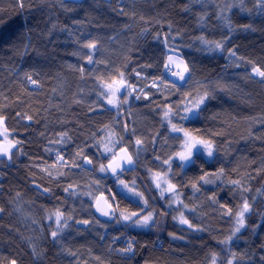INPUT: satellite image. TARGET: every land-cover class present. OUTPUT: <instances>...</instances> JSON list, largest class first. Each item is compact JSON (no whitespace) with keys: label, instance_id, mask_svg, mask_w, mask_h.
I'll use <instances>...</instances> for the list:
<instances>
[{"label":"trees","instance_id":"obj_1","mask_svg":"<svg viewBox=\"0 0 264 264\" xmlns=\"http://www.w3.org/2000/svg\"><path fill=\"white\" fill-rule=\"evenodd\" d=\"M170 53L187 64L184 85L169 79ZM254 67L264 70V0H0V117L19 141L11 162L0 159V264H264V77ZM121 73L147 96H123L115 110L102 93ZM173 125L209 141L213 157L183 164ZM108 129L135 161L118 176L127 190L99 172ZM151 173L175 185L191 228L174 221ZM89 192L105 194L114 217L99 218ZM57 211L68 221L53 238ZM149 211L150 229L121 224Z\"/></svg>","mask_w":264,"mask_h":264},{"label":"rangeland","instance_id":"obj_2","mask_svg":"<svg viewBox=\"0 0 264 264\" xmlns=\"http://www.w3.org/2000/svg\"><path fill=\"white\" fill-rule=\"evenodd\" d=\"M169 56L172 57V62H170L167 59L168 69H166V71L168 73L169 79L172 82L176 83V84L184 85L185 82H187V78H188V72L184 71V66L187 65L185 60L182 57H180L178 54H176V53H170ZM173 71H175L177 73H183L184 79L180 80L178 75H173L172 74ZM253 74L256 75V76H259L255 72H253ZM120 80L121 79H118V80L114 81L113 83H110V84H112L113 89L118 88V85L120 84L119 83ZM127 85H130V84L126 83V85H125L126 88H125L124 97H126V98H125L124 102L126 104L134 96H135V98H137V97L140 98V97H146L147 96V95H144L145 93H144L143 89H141L140 87L131 85L132 88L128 89ZM129 90L131 91V95H128V91ZM105 91L108 92V89L106 87H105ZM109 98L114 99L115 103L109 104L108 103V99ZM200 98H201L200 96H197V97L189 100L188 102H185V105H184V112L186 113L185 115H188V116L192 117V116H194L197 113V111H199V108L203 104V103H200L199 106L197 107V103L200 100ZM120 99H121V97H119V93L117 92L115 97L106 96L105 97V103H106L108 108L118 110L119 106H120ZM189 109H191V110L189 111ZM5 127L6 126H5V122H4L3 125L0 126V132H3V128H5ZM175 131L178 132V133H181L182 136H183V143H182V146H180L181 150H180V152L178 153V156H177V158H179V160L183 164H188L195 154H200V155L202 154L207 159H211V157H213L212 155L211 156L208 155V151L203 145L196 144L195 147L192 148L191 159L188 160V161L181 160L179 154L180 153H185L187 151V149L185 147V141H186V139H188V137L185 136V132L183 130L179 129V130H175ZM188 136H190V134H188ZM190 137L193 138L194 140H199V139H197V138H195L193 136H190ZM115 138H116L115 133L111 129H108L104 133L102 139L100 140L101 149H102L101 151L106 156L109 155V160L105 164L106 170L101 172L100 169H99V172L102 173V174L114 177L116 179L117 183L119 184V188L121 190H127L126 187H125L124 182L120 183L122 181H121V179L119 180L118 176H119L120 173L123 172V170L131 169L132 167H134L135 161L133 160L134 158H133L132 154L130 153V151L128 149H126V148L116 149V139ZM9 141H12V139H11L10 131L8 130V140L5 141L3 139V137L1 136L0 145H7ZM15 149H16V146L11 148V150H10V158H9V155L0 154V159L1 160H5L7 162H11V159H12V155L11 154H13ZM108 149H110V151ZM212 153H213V147H212ZM129 156L131 157V160H132V162L130 164L127 161V157H129ZM173 158H176V157H173ZM110 162L113 164V167H116V165H120L119 167H116V171L115 172H113L111 168L107 167ZM149 180H151V184H152L153 188L156 190V192H157L158 196L160 197V199L164 200L165 198H168V203L166 204V207L168 209H171V211H175V215L173 217L174 221L181 227H189L187 224H183V223L180 222L181 215H183V217L186 219V216H185V214H184V212L182 210L183 208H182L181 195L175 190H173V191H164V189H167L168 186H169V182H168L166 173H151ZM157 183H159V185H160L159 187H157ZM162 191H163V195H161ZM91 196H92V192H89V193L84 195V197L87 198V200H94V202H95L97 200V196L94 197L93 199H91ZM107 199H108V197H107ZM108 201H109L108 203H110L109 199H108ZM110 205H111L112 210H113L112 213H111L112 214L111 216L114 217V213L116 211L115 210L116 207L112 203H110ZM137 214L139 215V217H143L145 215L151 214L152 217H153V220L147 226H141V225H137V224L134 223V221L137 219L136 216H132V214H124L122 217L130 216L131 219L125 220L124 218H122L121 219V224H124V225L128 224L132 229H138L140 231L141 230L150 229V228H152L155 225L156 216H155V213L153 211L152 212L149 211V212H145V213H137ZM50 217L55 222V219H56L55 215L52 214ZM67 221H68V219L66 217L62 216L60 225L58 226L55 223L53 231L57 232V234H58L61 231H63L64 229H66ZM174 238H177V237H174Z\"/></svg>","mask_w":264,"mask_h":264},{"label":"snow or ice","instance_id":"obj_3","mask_svg":"<svg viewBox=\"0 0 264 264\" xmlns=\"http://www.w3.org/2000/svg\"><path fill=\"white\" fill-rule=\"evenodd\" d=\"M18 3H21V6H22V0H18ZM205 43H209L208 41H205ZM215 43V47L217 49H222L223 48V44L221 42H213ZM89 48H95V44L94 43H91L89 45H87ZM230 55L232 56H235V52L232 51L230 52ZM89 60H91V56H89L88 58ZM168 60L170 62H172V57L169 56L168 57ZM182 63V62H181ZM165 68L168 69V65L166 64L165 65ZM184 71L187 72L188 71V68H187V65L184 66ZM253 72H255L257 75H259L260 77H264V70H261L260 68L258 67H254L252 69ZM173 75H178L179 76V79L180 80H183L184 79V75L183 73H177L175 71L172 72ZM121 80L119 81L120 85L121 86H124L125 85V81L123 80V74L121 73ZM29 79H31V77H29ZM33 83H35L36 81H32ZM173 87H176L175 84L172 85ZM105 87L108 89V92L106 93H102L103 95H106V96H111V97H115L117 92L120 90L119 88H115L113 89V86L112 84H106ZM127 88L128 89H131L132 86L131 85H127ZM128 95H131V91L129 90L128 91ZM207 97V93L205 94L204 97H201L200 100L198 101L197 103V107L199 106L200 103H203L204 99ZM139 98V97H137ZM108 103L109 104H113L115 103V100L114 99H111L109 98L108 99ZM191 109H189L190 111ZM165 115L167 116L168 113L166 112ZM28 119H31V117H28ZM4 123V117H0V126H2ZM173 128L174 130H179V129H176L175 128V125H173ZM0 136L3 137V139L5 141L8 140V130L7 128H3V132H0ZM185 136L188 137V139H186L185 141V147L187 149V151L185 153H180V159L181 160H184V161H188L191 159V156H192V148L195 147L196 144H200V145H203L207 151H208V155L211 156L212 155V145L209 141H205V140H194L193 138H191L190 136H188V133L185 132ZM19 141H9L7 145H0V154H4V155H9V158H10V150L11 148L15 147L16 144H18ZM137 144L141 143L140 140H137L136 141ZM110 151V149H108ZM57 158L58 160H61L62 161V157L59 156V154H57ZM87 163L91 164L92 161L91 160H87V158H85ZM127 161L128 163L130 164L132 162L131 160V157H127ZM120 165H116V167H119ZM108 168H111L113 172L116 171V167H113V164L110 162L107 166ZM106 168H105V165L101 164L100 165V171L103 172L105 171ZM222 171V170H221ZM201 179H204V177H201ZM205 182H210V181H205ZM123 183V182H121ZM233 183H238V182H233ZM159 183H157V187H159ZM125 187H127V185H125ZM69 188H71V185H69ZM175 188V185H171L169 184L168 188L167 189H164V191H173ZM47 191V190H45ZM65 191H68V188H65ZM139 195V194H138ZM161 195H163V191L161 192ZM98 211H101L103 215L107 216L109 215V213L107 211H103V209L101 208H97ZM0 211H2V209H0ZM250 211V205L248 204L247 201L244 202L241 210L237 213V227L235 228V232H239L240 231V228L244 226V223H245V220H244V216H245V213L246 212H249ZM228 212L229 214L231 213V209H228ZM63 216V213L57 211L55 213V223L59 226L60 225V222H61V217ZM132 216H136L137 219L134 221L135 224L137 225H141V226H147L152 220H153V217L151 214H148V215H145L143 217H139V215L137 213H133ZM125 220H128V219H131L130 216H124L123 217ZM180 222L183 223V224H187L190 228L192 227V225L190 224V222L185 219L183 217V215H181V218H180ZM82 223H85L87 224L88 221H82ZM235 232L233 233V235L235 234ZM51 235L53 236V238H55L57 236V232L53 231L51 233ZM229 239H231V237H229ZM133 249H132V246L131 244L128 246L127 249H124V251H127V252H131ZM11 264H16V262L13 260L11 262Z\"/></svg>","mask_w":264,"mask_h":264},{"label":"water","instance_id":"obj_4","mask_svg":"<svg viewBox=\"0 0 264 264\" xmlns=\"http://www.w3.org/2000/svg\"><path fill=\"white\" fill-rule=\"evenodd\" d=\"M125 85H126V83H125ZM125 85L124 86H121L120 84L118 85V88L120 89L118 91L119 97H123L125 95V88H126ZM0 138H1V136H0ZM32 186H34L37 190H39L40 192L47 195V192L45 190H43L42 188H40L39 186H37V185H32ZM108 202L109 201H108L105 194L99 195L97 197V200L95 201L94 212L101 219H108L112 215L111 213L113 210H112L110 203H108ZM98 207L103 209V211H107L109 213V215H107V216L103 215L101 211L97 210Z\"/></svg>","mask_w":264,"mask_h":264},{"label":"built area","instance_id":"obj_5","mask_svg":"<svg viewBox=\"0 0 264 264\" xmlns=\"http://www.w3.org/2000/svg\"><path fill=\"white\" fill-rule=\"evenodd\" d=\"M132 246V245H131ZM132 248H133V246H132Z\"/></svg>","mask_w":264,"mask_h":264}]
</instances>
